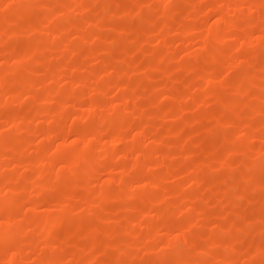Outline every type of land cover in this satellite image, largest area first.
I'll list each match as a JSON object with an SVG mask.
<instances>
[{"label":"rangeland","instance_id":"rangeland-1","mask_svg":"<svg viewBox=\"0 0 264 264\" xmlns=\"http://www.w3.org/2000/svg\"><path fill=\"white\" fill-rule=\"evenodd\" d=\"M0 264H264V0H0Z\"/></svg>","mask_w":264,"mask_h":264}]
</instances>
